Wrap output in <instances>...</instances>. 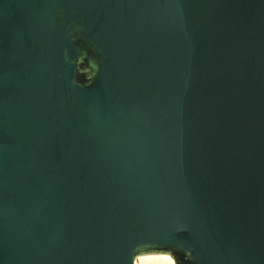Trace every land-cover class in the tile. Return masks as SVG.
<instances>
[{
	"label": "water",
	"instance_id": "1",
	"mask_svg": "<svg viewBox=\"0 0 264 264\" xmlns=\"http://www.w3.org/2000/svg\"><path fill=\"white\" fill-rule=\"evenodd\" d=\"M138 245L264 264V0H0V264Z\"/></svg>",
	"mask_w": 264,
	"mask_h": 264
},
{
	"label": "clouds",
	"instance_id": "2",
	"mask_svg": "<svg viewBox=\"0 0 264 264\" xmlns=\"http://www.w3.org/2000/svg\"><path fill=\"white\" fill-rule=\"evenodd\" d=\"M87 61V63H86ZM76 74L84 77V83L91 84L99 71V65L95 59L89 57L87 51H83L75 60ZM74 84L80 83L77 80ZM178 232H183L180 228ZM148 245H138L137 250H134V255L131 264H181L178 257L171 250L148 251ZM187 258V257H186Z\"/></svg>",
	"mask_w": 264,
	"mask_h": 264
}]
</instances>
